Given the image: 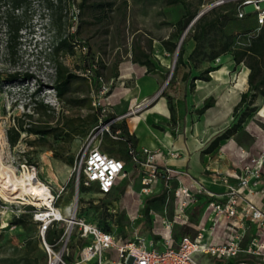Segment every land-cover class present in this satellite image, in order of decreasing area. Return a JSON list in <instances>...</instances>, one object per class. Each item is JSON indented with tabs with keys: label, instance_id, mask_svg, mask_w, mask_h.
<instances>
[{
	"label": "rangeland",
	"instance_id": "obj_1",
	"mask_svg": "<svg viewBox=\"0 0 264 264\" xmlns=\"http://www.w3.org/2000/svg\"><path fill=\"white\" fill-rule=\"evenodd\" d=\"M36 1H32L35 4L29 14L31 21L21 31V41L11 55L5 51L4 23L6 19L3 16L5 9L0 2V125L5 133L10 130L13 135L12 129L17 126V123H22L25 130L36 123L43 124L46 121H49L51 126H55L57 116H68L75 123L84 120L89 112L84 101L86 83L81 77L84 72V47L88 46L99 62L100 73L105 77L103 83L110 87L107 99L114 84V80L109 78L111 69L115 65L118 68L121 61L132 57L133 43L139 41L142 47L147 48L148 38H152L153 41L166 38L173 31L171 24L185 13L182 5H165L163 0H126L125 6L123 0H88L89 2L105 1L113 4L110 9L106 8L107 17L97 21L95 15L100 14V11L95 13L88 9L81 13L77 7L80 0H63L56 10L52 22L48 13L37 7ZM216 1L218 0H205L199 7L196 16L203 10H209ZM230 7L236 9V15L230 13L229 16L241 18L238 16L240 0H227L221 9L227 13ZM259 8L264 9V0L259 2ZM242 9L245 13L256 11L254 4L244 5ZM19 14L18 11H15L16 16ZM257 18V13L250 17L251 25L256 26L251 33L237 30L230 25L232 22L227 23L228 26L224 31L229 35L232 34V46H245L251 34L258 32L260 25ZM76 26L75 37L80 46H73L72 54L63 49L53 52L58 38L70 34L76 29ZM183 39L185 44L184 65H179L174 71L177 55L176 52L168 53L164 82L160 79L159 73H155L160 86L163 83L164 90L171 84L176 85V87L171 86V89H167V92L171 90L174 94H177L178 91L181 92L177 86L182 88V85H178L177 82L181 81L183 72L190 70L191 75H198L206 67L219 62L218 59L214 62L209 61L208 43H205L192 58H189L195 42L188 35H185ZM155 54L157 53L153 48L150 51L153 61ZM223 57L231 58L229 53L221 58ZM59 63L62 68H65V72L80 76L70 83L65 94V96L76 99L77 105L72 103L67 105L55 95V65ZM154 63L156 67H159V62L154 61ZM16 74L19 79H11L10 76ZM121 91L122 87H116L108 106L102 105V101L105 99L100 101L104 118L117 117L110 111L109 106L113 107L115 103L118 104ZM47 105L48 109L44 110L43 106ZM26 114H31V117H27ZM85 137L86 135L75 136L71 142H67L63 138L54 139L51 136L41 139L38 135L23 131L13 146L8 143V161L18 171L19 165L26 160L36 164L39 170L46 169L48 171L49 167L50 176H52L51 172L58 173L61 182L67 181V184L56 205L63 208L76 199L78 216L110 231L115 236L116 244H119L121 240L133 242L141 240L147 244V237L150 234L153 240L154 237H164L166 228L162 222V215H165L166 221L175 220L174 226H180L181 220L173 217L175 207L172 193H167L165 189H162L161 191L155 190L149 195L141 194L140 174L138 175L131 163L128 164V168L131 170L128 177L118 178L115 181V188L109 196L100 197L94 187L82 189L80 193L78 190L76 195L72 178L66 180L71 171V165L66 164L64 159L55 158L54 154L74 159L82 148ZM243 140L246 141L247 138H243ZM259 140V150H254L255 153H259L258 157L264 155L263 132L259 134ZM107 141H109L107 138L101 140L100 147L102 149ZM111 147L114 149L113 155L118 156L124 151L123 147L115 142ZM45 173V171L39 172L40 178ZM28 210L29 208H23L19 203L7 204L0 198V264L46 263V253L38 237V227L29 217ZM5 211H7V215ZM19 216H23L26 220L23 226L16 224ZM65 227L66 223L61 222L55 230ZM55 230L52 229L49 234L50 242H53L58 236L59 232ZM192 230L193 232L197 231L196 228H192ZM260 231H262V236L259 239L264 242V229L260 228ZM228 236V225L225 222L219 223L213 231L214 241L224 243ZM80 242L77 230L73 229L69 242L68 259L76 258ZM179 242L180 239L174 246H177ZM104 255L106 258L103 264L120 260L115 249L107 250ZM192 258L198 264L261 263L256 256L246 253H241L235 258L220 259L197 252L192 255Z\"/></svg>",
	"mask_w": 264,
	"mask_h": 264
},
{
	"label": "crops",
	"instance_id": "obj_2",
	"mask_svg": "<svg viewBox=\"0 0 264 264\" xmlns=\"http://www.w3.org/2000/svg\"><path fill=\"white\" fill-rule=\"evenodd\" d=\"M152 46L157 53L153 59L159 62V67L148 72L145 66L132 61L131 58L121 61L112 92L102 101V105L108 106L113 91L116 87H122L119 94L120 101L113 107L109 106L110 111L116 116H124L117 123L124 121L126 130L134 137L137 152L148 149L154 153V163L157 167L161 169L168 167L178 171L172 175L170 181V186L173 188L187 187L193 194L196 193V184L219 194L225 193L229 185L238 188L237 175L245 165L253 166L251 159L259 156L254 150H259V134L264 133V95L255 98L253 104L255 110L245 118L234 134L217 140L231 127V122L234 121L231 115L233 107L239 101L240 94L248 88L247 68L241 64L235 65L231 58L223 57L218 60L220 68L209 73L211 78L209 81L196 79L190 83V80L181 79L177 82L178 85H182V88L177 86L181 92L178 91L177 94L171 90L167 92L171 86L176 87L175 84H171L165 90V93L171 97L173 106L171 112L167 98L160 95L164 90L163 83L160 86L155 76V73H159L160 79L164 82L168 53L159 40H154ZM223 68L224 70L221 71ZM210 96L215 100L214 105L203 114H198L197 108ZM131 111L135 113L131 114ZM128 113L130 114L127 115ZM240 130L249 134L250 137L246 141L243 140L246 137L240 134ZM129 163L139 175V167L129 161L126 165L127 177L131 172L128 168ZM42 171L46 172L42 177L43 180L52 182L56 186V183L60 184L58 173L51 172L57 176L56 182L46 169L39 170ZM261 174V182L253 184V180L249 181L248 188L253 190L252 193H248L247 187L239 188L242 192L239 196V207L247 201L254 202L259 208L264 206V165ZM221 175L226 176L228 182H224ZM162 189H165V186L159 181L153 191ZM209 200L210 198L204 195H197L195 201L190 202L185 209L186 220H181L178 227L174 226L175 220L166 221L165 215H162V222L165 226H170L169 230L165 229V235L171 234L173 244L183 235L193 236L192 234L197 231L193 232L192 228L198 230L201 227L207 229L203 241L215 246L225 243L214 241L215 228L209 231L214 217L212 209L208 206ZM173 201L175 206L174 198ZM224 222L228 225V220L225 218L219 223ZM245 223L247 229L242 247H247L253 237L259 239L262 236L260 227L255 223L249 220ZM164 237H154L153 240L150 234L147 237V244L153 242L156 247L162 248ZM256 258L261 261L260 264H264V260L260 257Z\"/></svg>",
	"mask_w": 264,
	"mask_h": 264
},
{
	"label": "built area",
	"instance_id": "obj_3",
	"mask_svg": "<svg viewBox=\"0 0 264 264\" xmlns=\"http://www.w3.org/2000/svg\"><path fill=\"white\" fill-rule=\"evenodd\" d=\"M227 0H218L213 5H219ZM238 16L242 17L244 11L242 6L254 4L257 11L258 23L264 25V9L259 8V2L262 0H240ZM110 90L108 85L102 83L97 95L92 101L93 106H101L100 101L106 99ZM102 107V106H101ZM103 110V108H102ZM134 114L135 111H131ZM128 113L127 115H129ZM124 116H117L112 120L100 123L93 127L83 141L82 148L75 155L71 171L68 179L72 178L76 195L78 194L80 184L84 187H96V192L100 197L109 196L115 188V181L118 178H126L127 162L120 158H115L101 151L100 143L105 132H109L112 123L121 120ZM246 155V154H245ZM131 162L136 164L140 170V193L149 195L153 192L156 184L161 181L167 193H172L175 199V209L173 217L175 219L186 220L184 217L185 209L190 202L195 201L197 195H204L210 198L208 206L212 209L214 217L211 221L209 231L218 225L222 219L228 220L229 236L224 244L211 245L203 241L204 233L207 231L205 227H201L197 232L191 235H183L177 246L172 243L170 233L165 235L162 242V248L156 247L153 242L145 244L141 240L137 242L129 240H121L116 244L115 236L96 223H91L78 216L77 206L73 217H66L63 208L56 205L61 193L65 190L67 181L60 182L59 186L52 182L43 180L39 176V168L36 164L29 163L24 160L19 165V171H27L35 174V178L46 184L48 188L47 202H33L32 200H20V206L29 208L27 211L31 220L38 227V237L41 245L46 253L45 264H103L105 252L109 249H115L119 261H110L109 264H198L192 255L200 252L215 256L217 258H232L241 253H246L260 257L264 260V242L253 237L247 247H242V240L246 233V220L255 223L258 227L264 229V206L262 208L252 201H247L243 206L239 207V196L242 194L239 188L249 186V181L253 180V184L261 182V168L264 165V155L258 158H252L253 166L245 165L237 175L239 187L228 186L225 193H214L211 190L196 184V193H191L187 187L170 186V181L177 170L172 168H159L155 165L154 153L148 149H142L137 152L130 150ZM56 181L55 174H52ZM224 182H228L226 176L221 175ZM253 190L248 188V193ZM77 202L76 199L74 200ZM77 205V204H76ZM61 222L66 223V227L58 237L49 243L46 240V232L50 228H57ZM169 229L170 226H165ZM73 229L77 230L79 239L81 240L76 258L70 260L69 242ZM57 229L56 231H58Z\"/></svg>",
	"mask_w": 264,
	"mask_h": 264
},
{
	"label": "trees",
	"instance_id": "obj_4",
	"mask_svg": "<svg viewBox=\"0 0 264 264\" xmlns=\"http://www.w3.org/2000/svg\"><path fill=\"white\" fill-rule=\"evenodd\" d=\"M33 0H0L3 4L5 11L3 16L6 19L4 23V29L6 31L5 38V51L8 55H11L14 52V49L19 45L22 38V30L27 27V24L30 23L31 10L34 8ZM63 0H37L36 5L40 10L46 11L50 18V21L53 22L54 14L56 10L60 7ZM165 5H182L184 7L185 13L173 24H171L173 31L166 38L159 39L160 44L164 50L172 54L177 51V60L175 64L174 71H176L179 65H184L183 55L185 51L184 36L188 35L195 42L194 48L189 54V58H192L194 54H197L201 47L205 44H209L210 54L209 61L214 62L216 59H220L225 54H230L231 59L235 65H243L248 70L247 75V84L248 88L245 92L240 94V99L233 107L232 117L234 122L231 127L224 132L218 139L232 135L241 127V124L251 112L255 110L254 100L259 95H264V25L259 27L258 32L251 34L248 43L245 46H232V34H227L224 29L228 26L227 23L232 22L230 25L235 27L237 30H240L244 33H251V31L256 27L253 24L251 25L250 17L254 15L255 12L243 13L241 18L236 16L230 17L229 14L233 13L236 15V9L230 7L227 13H224L221 9V6L225 2L211 7L209 10L200 15L192 23L191 21L195 18L199 7L203 4L205 0H163ZM241 3V1H240ZM111 2L105 1H93L89 2L88 0H80L77 7L81 13H84L86 10L91 9L95 13L100 11V14L95 15L97 21L107 17L106 8L110 9L112 7ZM123 5H126V0H123ZM15 11H18L20 14L15 15ZM76 19V17H74ZM258 19V18H257ZM77 26L76 29L68 34L65 37H59L56 46H54L53 52H58L59 50H64L67 53H73V46H80L79 41L76 39ZM147 48H144L140 45L139 41H135L131 47V59L132 61L139 63L147 68V71H153L156 68L154 61L150 57V51L153 49L152 43L153 39L148 38ZM181 41V42H180ZM180 45L178 47V44ZM84 47V45H82ZM85 52L83 57V69L82 79L86 83L85 93V105L88 107L89 112L86 114L84 120L81 122L75 123L73 119H69L68 116H57L55 126H51L49 121L44 122L43 124L36 123L34 126H31L24 130L22 123H17L12 131H6L7 141L10 146H13L21 132L25 131L26 133H32L38 135L41 139H45L46 136H51L54 139H64V141L71 142L75 136L86 135L93 128L98 126L100 123L109 121L112 117L104 118L102 116V107L93 106L92 101L94 96L98 94L100 87L103 83L105 77L99 70V62L96 59V56L92 54L90 48L84 47ZM220 68V64H212L211 66L206 67L198 75H191L190 70L183 72L181 79L183 81L190 80V83H193L194 80L200 79L203 81H209L211 78L209 73ZM118 76V68L116 65L111 69L109 78L115 80ZM11 79H19V76L12 75ZM73 73L65 72V68H62L61 64L55 65V74H54V89L55 95L61 102L65 104L72 103L77 105L76 99H72L68 96H65L66 92L70 87V83L79 78ZM110 93V92H109ZM162 96H165L168 101V106L170 111H173V106L171 102V97L165 93V90L161 92ZM214 98L212 96L206 98L202 105L197 108L198 114H203L208 108L214 105ZM41 105V104H40ZM47 106H43L44 110ZM27 117H31V114H26ZM62 115V114H61ZM240 134L249 138V134L240 130ZM103 138L109 139L104 145V149L100 147L101 151L107 153L108 155L120 158L126 162L131 161L130 150H135V140L132 135L126 130L124 121L120 123H112L109 127V132H105ZM102 138V140H103ZM115 142L118 145H121L124 149L120 155H113L114 149L111 145ZM55 158L64 159L66 164L72 166L73 158H63L64 156H58L54 154ZM96 190V187L93 186ZM80 184L79 193L82 189H86ZM29 217L31 218L30 214ZM26 222L23 216H19L16 220V224L24 225ZM50 228L46 232V240L49 243V234ZM55 230V229H54ZM56 231V230H55ZM108 231V230H107ZM58 235L62 232V228L59 229ZM58 237V236H57ZM56 237V238H57Z\"/></svg>",
	"mask_w": 264,
	"mask_h": 264
},
{
	"label": "bare ground",
	"instance_id": "obj_5",
	"mask_svg": "<svg viewBox=\"0 0 264 264\" xmlns=\"http://www.w3.org/2000/svg\"><path fill=\"white\" fill-rule=\"evenodd\" d=\"M221 69V71H223ZM8 141L4 129L0 125V198L7 204L20 203V200H32L33 202H47L48 188L46 184L40 182L35 174L27 171H18L16 167L9 163ZM50 172L49 167L47 168ZM54 181L56 179L52 175ZM57 182V181H56ZM59 186L58 183H56ZM76 203H71L63 207L66 217L74 215ZM7 215V211H5Z\"/></svg>",
	"mask_w": 264,
	"mask_h": 264
},
{
	"label": "water",
	"instance_id": "obj_6",
	"mask_svg": "<svg viewBox=\"0 0 264 264\" xmlns=\"http://www.w3.org/2000/svg\"><path fill=\"white\" fill-rule=\"evenodd\" d=\"M213 6H214V5H212V6H210V7H213ZM210 7H209V8H210ZM205 11H206V10H203L202 12H200V13L195 17V19H197V18H198L200 15H202ZM195 19H194V20H195ZM194 20H193V21H194ZM180 42H181V41H180ZM180 42H179V44H178V47H179V45H180ZM177 51H178V49L176 50V55H177ZM166 83H167V81H166ZM166 83H165V84H166Z\"/></svg>",
	"mask_w": 264,
	"mask_h": 264
}]
</instances>
